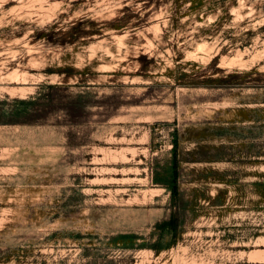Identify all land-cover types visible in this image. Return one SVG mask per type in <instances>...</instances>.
Returning <instances> with one entry per match:
<instances>
[{
    "label": "rangeland",
    "instance_id": "rangeland-1",
    "mask_svg": "<svg viewBox=\"0 0 264 264\" xmlns=\"http://www.w3.org/2000/svg\"><path fill=\"white\" fill-rule=\"evenodd\" d=\"M0 264H264V0H0Z\"/></svg>",
    "mask_w": 264,
    "mask_h": 264
},
{
    "label": "trees",
    "instance_id": "trees-1",
    "mask_svg": "<svg viewBox=\"0 0 264 264\" xmlns=\"http://www.w3.org/2000/svg\"><path fill=\"white\" fill-rule=\"evenodd\" d=\"M157 183L160 184L161 186H163L164 188H166L169 191V193H170V201L172 203H176V198H177V194H178V187H177V184H176L175 173L170 174L169 176L163 178V180H160Z\"/></svg>",
    "mask_w": 264,
    "mask_h": 264
}]
</instances>
